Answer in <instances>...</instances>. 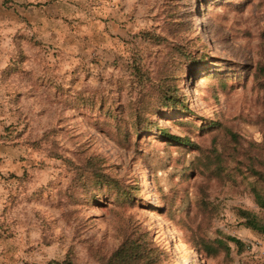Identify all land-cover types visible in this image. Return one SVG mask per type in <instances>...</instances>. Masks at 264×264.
Instances as JSON below:
<instances>
[{
	"label": "rangeland",
	"instance_id": "374dc122",
	"mask_svg": "<svg viewBox=\"0 0 264 264\" xmlns=\"http://www.w3.org/2000/svg\"><path fill=\"white\" fill-rule=\"evenodd\" d=\"M20 6L19 27L0 25V264L66 254L99 264L132 230L163 251L161 264H264V236L236 216L240 208L264 221L249 179L207 178L197 150L165 137L237 151L254 143L264 159V87L254 76L264 67V0ZM1 7L0 21H10V4ZM153 34L162 41L152 43ZM172 44L190 61L173 64ZM134 65L153 83L177 76L185 94V110L147 116L161 132L131 130L132 109L149 89ZM94 155L113 185L89 179L84 162ZM224 235L243 249H200L202 238Z\"/></svg>",
	"mask_w": 264,
	"mask_h": 264
},
{
	"label": "trees",
	"instance_id": "16d2710c",
	"mask_svg": "<svg viewBox=\"0 0 264 264\" xmlns=\"http://www.w3.org/2000/svg\"><path fill=\"white\" fill-rule=\"evenodd\" d=\"M152 43L158 44L162 41L158 35L150 36ZM171 52L176 53V58L171 57L174 63H183L182 61H190L188 54L184 53L181 48L175 45H170ZM185 62V63H186ZM172 64V65H173ZM137 74L136 82L141 87L147 83V90H143L138 100V106L132 109L131 130L138 134L141 130L150 129L152 126L161 132L157 123L147 118L148 115H154L162 109L185 110V94L177 93L176 81L177 76L164 75L155 83L151 82L150 78L144 72H140L138 67H135ZM261 71V72H260ZM256 80L264 87V67L259 66L254 73ZM262 78V81L260 79ZM150 81L151 83H148ZM264 101V99H263ZM182 123H187L182 121ZM213 125V123H210ZM217 127L218 124H215ZM220 127V126H218ZM165 133L164 131H162ZM263 140L262 147L264 148V126L262 129ZM167 140L177 143V145L193 147L198 151L195 158V166H200V171L207 177L217 178L219 181H234L236 177L241 179H249L247 181L248 192L250 193L254 204L264 209V159L259 158L256 154V146L254 143L253 150L243 149L237 151L233 148L222 146L218 149L215 143L208 147H200L194 144L186 136H169ZM213 142V140H212ZM86 171L89 174V179L96 186L105 184L109 187L114 184L108 175L103 171L104 165L100 156L94 155L87 158L84 162ZM92 194V193H91ZM203 207V206H202ZM237 218L241 219L244 227L254 231L257 234L264 236V221L260 220L254 213L244 209H236ZM222 238L215 241L202 238L199 242L200 249L207 255H215L219 251L228 252V242L232 243L237 251L243 249V243L233 236L224 235ZM163 251L155 246L145 232L132 230L124 236L119 244L111 249L109 253L100 258L99 264H161L160 258ZM43 264H77L74 262L70 254H66L62 259H50Z\"/></svg>",
	"mask_w": 264,
	"mask_h": 264
},
{
	"label": "crops",
	"instance_id": "0c3cea01",
	"mask_svg": "<svg viewBox=\"0 0 264 264\" xmlns=\"http://www.w3.org/2000/svg\"><path fill=\"white\" fill-rule=\"evenodd\" d=\"M3 1H7L11 6V20L8 22L0 21V25H11L12 27H19L24 21L23 14L20 12V10L23 8L20 6L23 2H28L32 0H0V3ZM41 1H49V0H41ZM58 2L59 0H53ZM2 9V7L0 8Z\"/></svg>",
	"mask_w": 264,
	"mask_h": 264
}]
</instances>
